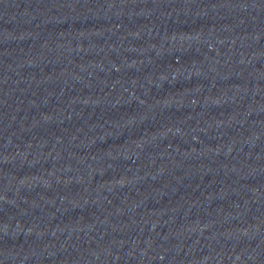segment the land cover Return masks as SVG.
<instances>
[{"label": "water", "instance_id": "1", "mask_svg": "<svg viewBox=\"0 0 264 264\" xmlns=\"http://www.w3.org/2000/svg\"><path fill=\"white\" fill-rule=\"evenodd\" d=\"M0 264H264V0H0Z\"/></svg>", "mask_w": 264, "mask_h": 264}]
</instances>
